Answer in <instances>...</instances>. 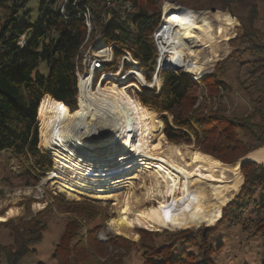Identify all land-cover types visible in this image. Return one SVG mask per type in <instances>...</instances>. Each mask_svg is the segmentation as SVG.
Here are the masks:
<instances>
[{
    "label": "trees",
    "instance_id": "trees-1",
    "mask_svg": "<svg viewBox=\"0 0 264 264\" xmlns=\"http://www.w3.org/2000/svg\"><path fill=\"white\" fill-rule=\"evenodd\" d=\"M164 1L0 0V153L16 159L20 177L28 179L26 184L39 183L53 168L52 156L38 149L37 111L42 99L52 98L65 112L78 111L76 62L99 38L112 49L113 61L107 69L129 53L151 81L157 59L153 35L161 21ZM243 1L211 2L227 9ZM35 5L37 18L32 22ZM256 15L257 11L251 9L242 35L230 41L232 45H246L243 52L236 51L220 61L210 75L194 81L182 71L166 69L158 75L159 93L143 90L137 95L141 106L160 115L168 142L192 144L224 164H233L264 147V35L254 26ZM245 52L256 58L244 63L249 64L247 77L240 86L255 97L249 99L248 114L229 116L213 105L220 92L227 89L223 80L226 66ZM41 63L48 68L46 76L39 71ZM241 173V191L223 210L220 223L252 230L264 243V166L245 162ZM58 198L68 207L86 209L72 213L95 218L88 210L94 204ZM41 214L20 224L14 220L0 223L11 239V244L1 250L5 264H19L26 255L36 252L34 246L45 230ZM169 223L174 224L171 220ZM99 229L100 225L83 231L79 218H67L52 259L56 264H123L136 248L142 264H215L211 257L214 249L208 243L211 231L206 236L200 231L165 232L161 242L155 241L157 235L142 231L137 243L120 235L102 243L96 236ZM179 245L181 249L176 252ZM188 247L196 248L197 253L186 251Z\"/></svg>",
    "mask_w": 264,
    "mask_h": 264
},
{
    "label": "bare ground",
    "instance_id": "bare-ground-1",
    "mask_svg": "<svg viewBox=\"0 0 264 264\" xmlns=\"http://www.w3.org/2000/svg\"><path fill=\"white\" fill-rule=\"evenodd\" d=\"M163 11L166 26L161 36L166 35L171 47L167 50L180 55L178 66L197 77L218 61L222 46L236 34L238 22L228 12L190 14L167 7ZM96 46L103 49L100 41ZM185 56L187 60H182ZM78 102L80 111L68 113L52 98L42 99L37 111L40 144L55 157L54 185L60 192L119 204L118 216L109 222L115 233L134 227L165 229L168 218L184 227L212 225L239 192L243 177L238 164L223 165L197 149L166 142L156 114L125 87L108 82L94 91L87 78L81 82ZM248 158L264 161V147ZM64 166L66 174L60 172ZM144 172L153 180L145 192L147 200L167 197L175 190L181 195L169 204L156 201L141 209L139 198L118 201L117 193L135 180V174Z\"/></svg>",
    "mask_w": 264,
    "mask_h": 264
},
{
    "label": "rangeland",
    "instance_id": "rangeland-1",
    "mask_svg": "<svg viewBox=\"0 0 264 264\" xmlns=\"http://www.w3.org/2000/svg\"><path fill=\"white\" fill-rule=\"evenodd\" d=\"M211 1L212 0H165L164 2H162L161 5L163 7V10L166 7L171 8V10L174 8L182 10L181 8H183V9L191 10V11L183 10L190 14L195 13L196 11L209 12L208 11L209 9L215 8L216 11L228 12V13L230 12L233 18L237 20L238 26L235 28V33H236L235 36L229 39L226 42V44L222 46L223 52L221 54V57L218 59V61L211 64L210 65L211 67L209 66L207 71L202 73V75L206 74L207 76L213 72L215 66L220 61L226 59L231 55H234L236 51L243 52L242 50L246 47V45L241 44L240 42H237L236 44L232 45L230 44V41L242 35L243 24L245 22L247 14H249L251 9L253 8L255 9V11H257L256 19L254 21V26L256 29H258L261 32L262 35H264V0H244L243 3L232 5L231 8H227V9H222L215 2L212 3ZM36 18H37V5H35L33 8L32 22H35ZM98 41H100V39H97L92 44V46L88 47L87 49H85V51L82 52L81 59L83 53H95L97 51L98 48L96 46V43ZM263 41H264V37H263ZM255 58H256L255 55L251 56L249 52H245L241 56L237 57V59L235 60L233 59L232 60L233 62L226 66L223 80L226 83L227 89L220 92L219 99H215L213 105L214 109L220 106L219 108L225 111L227 115L235 116V117H243L251 111L249 99L255 97V95L252 92H245L244 90H242L240 84L247 77L249 64L245 65L244 63L245 62L250 63ZM185 60H187L186 56H185ZM129 67L132 69L133 68L137 69V67L132 63L128 64L127 68ZM138 69L140 70L139 67ZM39 71L45 76L48 74V68L43 63L39 65ZM146 74L147 73L145 72L144 76ZM99 77H100L99 75L94 76L93 86L91 90L93 89L95 91L97 86H99L98 84ZM203 77H205V75ZM108 82L111 81L102 82L100 87L104 88ZM136 85L137 86L135 87L131 85L124 87L127 88V93L137 100V95L141 94L140 92L142 91L140 85L139 84ZM147 85L148 86L152 85V80L149 81ZM245 85L248 84L246 83ZM150 87L152 88V86ZM77 88H78L77 109L78 111H80V104L78 102L81 92L80 80L77 81ZM147 89L150 90L149 87ZM152 89L154 91L153 94L159 93L161 90V80L158 79L157 88L153 87ZM155 114L158 120L162 124V130H161L162 132L164 127L163 122L161 121L160 115L157 113ZM37 121H38V149H40V151L42 152L49 153L53 158V164H54L55 157L53 156V154L50 151H48L46 148H44L42 144H40V136H39L40 124L38 118ZM51 140L55 141L53 135L51 136ZM156 142H157L156 140L152 141L153 144H155ZM166 142L168 141L166 140ZM168 143L172 144L170 142ZM174 146H184V147L197 149L192 144L191 145L178 144ZM186 161L189 162L188 159H186ZM224 165L230 166L231 164H224ZM52 172L53 175L49 173L37 184L33 185L30 182L26 184L28 179L26 178L24 179L20 177L16 159L13 158L9 153L6 152L0 153V217H5V221H0V223H4L8 220H14L16 224H20L21 221L30 220L33 217L37 216L39 213H42L41 216H39V218L43 220L45 225V230L43 232L42 240L34 246L36 252L26 255L20 261L19 264H56L55 260L52 259L53 251L55 245L58 243V240L64 230L66 220L69 217L79 218L80 222L84 224L83 231L93 229L94 227L100 225V229L97 231L96 236L98 240L101 241L102 243H105L110 236H115V235H120L125 239L137 243L142 238L141 236L142 231H146L154 235H157L158 237H155V241L157 242L164 241L163 234L165 232L176 233V232L189 230L191 234H194L196 231H200L202 233L203 225H199L197 227L179 226L172 218H168L166 220L167 228L165 229L162 228L160 230H148L141 227H134V228H130V230L124 233H120V234L115 233L110 229L109 222L118 216V212L120 210L119 204L115 205V202L113 200H109L108 202H103L91 195H81L75 198L69 197L66 195V193L60 192L57 189L56 185H54L57 174L56 173L57 171L55 170V164L53 165ZM60 172L66 174L67 172L66 167L65 166L62 167ZM135 175H136L135 180L132 181L130 185L124 187V189L120 190L117 193L118 201H121L123 198H129L132 202L135 198H139L140 204L138 205V209H141V208L150 207L151 205L152 206L156 205L157 204L156 201H159L164 204H169L175 198L181 195L178 190H175L173 191L174 193L172 192L167 197H163L155 201H149L145 197V192L148 186L150 187L153 184V180L150 177V174L144 172L139 174L137 173ZM241 175L243 177V183H244V176L242 173ZM243 183L240 186L238 193H240ZM59 196L63 197L64 201H74V202H84V203L87 202L94 204L95 207H89L88 210L92 211V213L96 215L95 218L88 219L85 218V216H81L80 214L72 213L74 211H78L80 213V211L84 209L83 206L68 207L67 205L58 202ZM48 206H50V208H48ZM10 210H12L13 213L11 215H8V211ZM170 220L174 224L169 223ZM220 220L212 224L214 225V227L212 230H210L211 234L208 239L209 245L214 249V252L211 256L213 262L215 264H264L263 240L260 237L255 236L252 230H243L240 226H231L225 222L220 223ZM208 233L209 231L205 233V236ZM9 244H11V239L8 236V232L0 225V264H5V260L3 254L1 253V250L3 247L8 246ZM180 247L181 246L179 245L176 248V252L181 249ZM186 251H189L194 254L197 253L196 248L193 247H188ZM139 255H140V251H138L136 248L132 249L130 251V254L124 259L123 264H142Z\"/></svg>",
    "mask_w": 264,
    "mask_h": 264
},
{
    "label": "built area",
    "instance_id": "built-area-1",
    "mask_svg": "<svg viewBox=\"0 0 264 264\" xmlns=\"http://www.w3.org/2000/svg\"><path fill=\"white\" fill-rule=\"evenodd\" d=\"M179 7V6H178ZM88 16V15H87ZM86 26L90 28V24L87 21ZM166 26V21L164 19V11L163 7H161V21L158 26L157 31L153 35V41L156 46L157 50V59H156V65H155V71L152 75V88H157V81H158V75L164 70H170L172 72H178L183 70L182 72L185 74H188L187 72H184L185 70L178 66V62L180 61V55L174 56L170 50H167L170 46L166 43V35L161 36L164 32ZM100 39V38H99ZM103 49L95 52V53H83L82 59L77 60L76 62V76L77 79L80 80V84L84 79L89 78L90 80V89L93 86V80L95 75H99L98 84L101 85L102 82L111 81L114 82L120 86H137L136 84L140 85L141 91L148 90L149 87L150 90H153L150 86H148L147 77L144 76V71L139 70V63L136 60H133V58L130 56L129 53H125L120 60H118V63L113 65L111 69H107V66L112 64L113 61V54L112 49L105 46V44L100 39ZM169 46V47H168ZM171 48V47H170ZM182 60H185V57H183ZM165 62L164 64L161 62ZM132 63L137 67L135 68H127L126 65ZM177 68V70H176ZM138 72L141 73L139 76ZM190 75V74H188ZM192 79L194 81L198 80L195 76H192ZM146 77V78H145ZM147 82V83H146ZM127 89V88H126ZM142 93V92H140ZM53 174V172H51Z\"/></svg>",
    "mask_w": 264,
    "mask_h": 264
},
{
    "label": "water",
    "instance_id": "water-1",
    "mask_svg": "<svg viewBox=\"0 0 264 264\" xmlns=\"http://www.w3.org/2000/svg\"><path fill=\"white\" fill-rule=\"evenodd\" d=\"M180 8H181V7H180ZM181 9H182V10H186V11H191V10H187V9H183V8H181ZM208 11L211 12V13H214V12H216V9H215V8H211V9H209ZM193 12H194V11H193ZM196 12H204V11H196ZM229 14H230L231 17H233L232 14H231L230 12H229ZM176 70H177V68H176ZM185 72H186V71H185ZM188 74H189V73H188ZM190 75H191V74H190ZM204 75L207 76L206 74H204ZM204 75L199 76V77H197V76H195V75H192V76H195L197 79H200V78H202ZM209 75H210V74H209ZM261 148H262V147H261ZM261 148H258V149H256V150H254V151H252V152L246 154L245 156L241 157L238 161H236L235 163H233V164H231V165L238 164V165H239V171H240V172H241V165H242L243 163H245V162H254V163H257V164H262V165L264 166V161L258 162V161L251 160V159L248 158V155H249V154H251V153H253V152H255V151H257V150H259V149H261ZM223 165H224V164H223ZM231 165H230V166H231ZM51 175H53V174L51 173ZM238 194H239V193H237V195H236L235 197H237ZM235 197H234V198H235ZM234 198H233V199H234ZM233 199H232L229 203H227L226 206L229 205V204L233 201ZM226 206H225L224 208H222V210H221V212H220V218H221L222 211L226 208ZM219 220H220V219H219ZM213 227H214V225H203V228H202V235H205L206 232L212 230Z\"/></svg>",
    "mask_w": 264,
    "mask_h": 264
}]
</instances>
